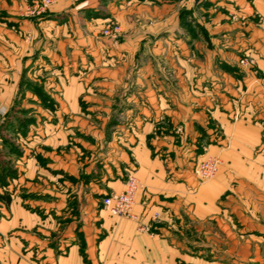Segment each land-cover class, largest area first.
I'll return each instance as SVG.
<instances>
[{"label":"crops","instance_id":"obj_1","mask_svg":"<svg viewBox=\"0 0 264 264\" xmlns=\"http://www.w3.org/2000/svg\"><path fill=\"white\" fill-rule=\"evenodd\" d=\"M31 1L0 0V108L12 93L8 84L24 76L55 82L67 67H85L86 56L103 68L112 55L115 72L99 76L111 90L100 96L129 102L122 101L131 133L110 140L93 133L80 117L87 95L82 78L67 77L71 85L61 92L65 102L57 113L72 120L68 127L39 125L31 140V172L40 186L30 192L49 202L38 204L44 215L23 202L0 222V264H264V59L254 85L211 73L200 28L179 24L185 0H54L45 16L32 20L26 18ZM253 3L264 18V0ZM218 15L203 29L209 40L225 31ZM110 21L127 26L120 42L100 35ZM210 41L213 48L216 40ZM259 48L263 55L264 45ZM64 52L78 63L67 65ZM135 65L139 70L130 76ZM153 67L169 68L173 77ZM101 104L107 113L111 103ZM237 112L241 117L233 120ZM204 143L223 163L199 183L192 164ZM128 170L139 183L135 219L112 217L102 200L125 189Z\"/></svg>","mask_w":264,"mask_h":264},{"label":"rangeland","instance_id":"obj_2","mask_svg":"<svg viewBox=\"0 0 264 264\" xmlns=\"http://www.w3.org/2000/svg\"><path fill=\"white\" fill-rule=\"evenodd\" d=\"M171 1L173 2L175 0ZM185 1L189 3L179 10V24L185 28L193 26H198V28H200L199 34L201 39L205 43L206 49L207 47L210 49L209 59L211 65L209 71L216 75H226L228 78L235 80V82L243 77L248 78L252 85L260 82L263 74L261 69L257 66V63L258 60L264 59V54L262 55V53H259L261 50L259 46L263 47L264 45V18L255 7L253 3L254 0H224L227 5L223 6L221 4L220 7H215V2L200 0L198 4H195L197 5L195 8L193 7L195 6L194 0ZM39 2L40 0H33L29 3L26 10L27 19L42 18L49 12L54 4V0H52L50 8L44 13L37 15L34 9ZM217 14H219L218 17L222 16L220 23L224 26L225 31L209 36L211 39L214 38L216 40L212 48L210 46L211 39H208V33L203 29L206 25L210 27L209 23L216 20L215 17ZM192 19H197L199 23H192ZM216 21L219 20L217 19ZM111 24L118 25L120 27V33L115 38L102 36L101 31ZM120 24L114 21L105 23L100 30V35L118 42L123 37L127 27ZM140 24L141 23L138 25ZM254 31L255 33H253ZM39 38L38 41L43 40L42 36ZM236 39L238 40L236 41ZM229 41L230 44H232L230 46H228ZM256 44L259 46L256 47ZM202 54L204 55L207 53L203 52ZM64 55L66 56L65 62L67 65L75 60V58L69 56L67 52H64ZM222 55H224V60H226L227 63L219 62V58H222ZM135 57H137V55ZM203 58L205 57L201 56L200 58L202 62H204ZM105 59L113 64V61H111L112 55L107 56V58L105 57ZM157 59H160V57ZM83 60L87 64L85 67H67L65 71L66 75L60 72V80H58L57 77L55 78V82H53V80L48 82L41 77L35 78L36 80L34 81L30 77L27 78L24 76L18 83L8 84L12 93L10 92L9 94L10 98L7 101L8 104L5 105L6 107L0 108V222L10 217L14 206L18 204L24 206L23 202H25L26 205L24 207L28 209V211L37 214L41 213V215L45 213V210L40 208L38 204H48L49 197L44 193L30 192V190L32 191V188L38 186L40 182L38 179H34L31 172L34 166V164H32L33 153L31 151V140L35 138L38 133H41L42 130L40 129L41 127L39 128V125L41 126L45 123H58L61 126L68 127V123L72 120L71 116L65 114L59 115L57 113L61 110V106H64L63 103L65 102V100L60 98V94L71 85L67 77L81 76L82 78V86L84 91L87 92V95L86 98L80 100V107L83 108L80 117L92 125L93 133H95L94 130L96 129L100 130L103 140L127 138L126 134L131 133V116L127 115L126 106L122 103L123 100L121 99L120 102V100L117 101L112 98L106 99L101 98L102 95L100 96L101 91L111 90L112 83L110 81H108V83L102 82L101 78H103V76H99L105 72H109V75H112L110 73L115 72V65L112 67L111 64H106L103 68H99V66H94L95 63L92 57L86 56ZM75 61L78 63V60ZM62 63L61 61L57 66L61 67ZM90 64L93 67L90 66ZM129 67L122 66L118 69L120 71L127 70V72H130ZM156 69L163 71V74L170 78L173 77L174 72L169 68L153 67V72H155ZM138 70L139 67L136 65L131 66L130 76H134ZM56 74H58V72H56ZM63 79H65V81ZM219 85L222 86V84ZM52 93L56 95L55 98L51 96ZM93 99H95V101H93ZM100 101L107 102L108 104L111 103L110 106H108L110 109L107 108V113L103 114L98 108L99 105H102ZM128 103L129 102H126V104ZM240 115L239 112L233 114V120L240 119ZM127 129L129 131H126ZM176 130L178 134L183 135V128H181V126H177ZM214 136L216 140L220 139L221 134L218 128L215 129ZM205 142L207 143V141ZM206 143L200 146L202 148L201 153H203L201 155L200 153L196 154L192 164L193 175L199 183L210 181L223 163L219 155L211 156L207 154L208 146ZM96 150L95 153L98 155L100 152L99 147ZM212 158L218 161L215 174L209 179L199 178L195 173L197 165L203 160ZM45 164L46 161L43 163V167H46ZM45 169L47 170V168ZM125 173L126 181L130 176H133L131 170L125 171ZM44 185L47 184L43 182L42 186ZM80 212L83 214L85 213V211L75 210L73 211V215L78 213L80 215ZM153 219L154 221L157 219V214L154 215Z\"/></svg>","mask_w":264,"mask_h":264},{"label":"built area","instance_id":"obj_3","mask_svg":"<svg viewBox=\"0 0 264 264\" xmlns=\"http://www.w3.org/2000/svg\"><path fill=\"white\" fill-rule=\"evenodd\" d=\"M52 5V0H40L34 11L37 15L44 13ZM120 33L118 25H108L101 34L104 37L115 38ZM218 167L216 159H206L199 163L195 169V173L199 178H211ZM139 183L134 176H130L125 183V189L118 193H111L102 200L103 208L113 217L117 218H135L133 215V207L135 204V195L138 190Z\"/></svg>","mask_w":264,"mask_h":264},{"label":"water","instance_id":"obj_4","mask_svg":"<svg viewBox=\"0 0 264 264\" xmlns=\"http://www.w3.org/2000/svg\"><path fill=\"white\" fill-rule=\"evenodd\" d=\"M200 0H194V3L195 4H198Z\"/></svg>","mask_w":264,"mask_h":264}]
</instances>
